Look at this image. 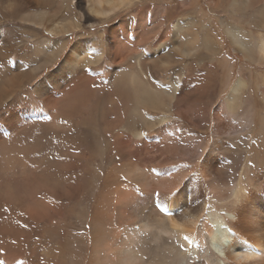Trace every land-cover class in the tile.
Wrapping results in <instances>:
<instances>
[{
    "label": "bare ground",
    "instance_id": "obj_1",
    "mask_svg": "<svg viewBox=\"0 0 264 264\" xmlns=\"http://www.w3.org/2000/svg\"><path fill=\"white\" fill-rule=\"evenodd\" d=\"M172 1L0 0L2 264H85L89 250L95 264H264V110L255 96L264 99V79L253 85L242 69L234 78L235 61L201 0ZM207 1L238 59L264 71V0ZM124 11L120 28L99 31L103 49L89 46L94 37L72 46L61 37ZM8 21L17 25L9 37ZM29 38L31 53L11 61ZM201 56L225 76L221 102L193 83ZM106 59L115 65L107 79L95 69ZM32 83L39 104L17 101ZM190 127L198 139H188ZM156 130L159 141L150 137ZM113 149L119 159L110 170L135 190L117 180L103 202L94 193L98 223L107 217L119 227L94 235L90 249L68 218L101 184L93 160ZM90 207L80 219L90 220Z\"/></svg>",
    "mask_w": 264,
    "mask_h": 264
},
{
    "label": "rangeland",
    "instance_id": "obj_2",
    "mask_svg": "<svg viewBox=\"0 0 264 264\" xmlns=\"http://www.w3.org/2000/svg\"><path fill=\"white\" fill-rule=\"evenodd\" d=\"M149 1L152 2V3H157L158 1L159 2H162V1L169 2L170 0H149ZM175 2H178V0H173L171 3H175ZM201 5H202V7L205 8V10L208 13V17L212 20V23L215 25V28H217V30H218L217 31L218 36L221 38V41L223 42V45H224L223 54H225V52H226L235 61V68L233 70L234 78L239 76L240 70L242 69L243 71L246 72L248 77L249 76L251 77L253 85L259 86V84L264 79V71H262V68H259V67L256 68V66H255L256 64H252L249 61H240L238 59V57L234 53V50H233L234 48L230 44V41H229L228 37L226 36L225 32L223 31V28H222L221 24L219 23L218 18L214 14L215 12L213 13V11L211 9L212 7L209 6L208 1L207 0H201ZM128 11L130 12L131 9L128 10ZM124 15H125V11L123 13H121L120 15L110 19L109 21H106L104 23L102 22V25H100L99 22H98V23H96L97 24L96 27H94V28H86L85 29V33L83 35H79V33L77 31H75V32L71 33L70 35L66 34V35H63L61 37H62V39H64V38H67L69 36L70 37V45L71 46L74 43H76V41L79 40V39H86V38L94 37L95 40H96L95 43L94 42H92V43L90 42L89 46H92L95 50H98V49L100 50L101 48L103 49V47L101 46V43H100L101 40L100 41L98 40L99 31L102 30V29H104L105 31L106 30L108 31L110 27H119L120 26L119 25V21L122 19V17H124ZM221 16H224V15L221 14ZM8 22H9L8 25H10V26H8V28L6 30H4V34L9 37V36L14 35V33H17L15 31V28H16L17 25H16L15 22H10V21H8ZM21 24L24 25V23H21ZM42 34H43V36L47 35L45 31H42ZM24 38H22V39H24ZM31 38H34V36L31 37ZM24 43H26V44H24V50L25 51L19 49L11 57V61H16V60L22 58L28 52L31 53V48H32V45L34 44V41L29 38L27 41H24ZM94 44H95V46H94ZM150 48H151V45H150ZM222 56L223 55H222V52H221L219 55L217 54V55L214 56V60L216 59L215 61H218L219 58L222 57ZM185 60H187V59H185ZM214 60L210 56H201L199 58L198 65H197V75L198 76L200 75L201 77L197 76L198 80L197 81H193V83H196V85H199L200 88L208 87L206 89L210 90V93L207 92L209 94V96L212 99L216 100L217 102H221L224 99V96H225V91H223L226 88V86H225V76H224L223 72H220V71L215 73L214 67L217 66L218 63H215ZM5 62L6 61L1 63L0 66L3 67L5 65ZM112 66H115V65L113 63H111L108 59H106V61H104L103 64H101L98 67H95V69H99V70H101V72H104L103 74L105 75V78L107 79L110 76L109 70H110V67H112ZM55 67H56V65H49L44 70L40 71V73L38 74L39 76H37L38 77L37 80H42L48 74V72L53 70ZM249 67H251V68H249ZM172 71H173V69H170L167 72L171 73ZM203 76H205V78ZM161 77L163 78V80L165 79L164 81L167 80L166 79L167 76L165 77V74L162 75ZM36 81L33 82V83H36ZM33 83L30 84V85H27L26 88L22 92H20L19 96L17 97V101L20 100L21 102H23L26 99V100H30L31 101V105H36V104L38 105L39 104L37 102H39L40 100L37 99L36 96L33 93V91H34V88L32 86V85H34ZM256 90H258V89H256ZM215 92H216V94H215ZM255 96H256V107H257V110H258V112H261V111L264 110L263 93L260 90L255 91ZM31 97L34 98V99H31ZM116 98L119 99L120 97L117 96ZM108 103H109L108 100L104 99V103H103L104 107L106 106V108H107L108 107ZM20 106H22V105H20ZM3 111H4V108L2 109V112ZM121 113H122V111H121ZM176 120L179 121V120H181V118L180 117H178V118L176 117ZM75 126L77 127V124ZM187 131L189 133V137H188L189 140L190 139H198V137L196 135H199L201 133V132L194 131L191 127ZM254 134H255L254 137L257 136V131H255ZM150 135H151L150 136L151 139H154V141L161 140L160 130L152 131L150 133ZM207 135H208L207 140L208 141L212 140L213 132L211 130L209 131V133ZM106 140L112 141V135L111 134L108 135L106 137ZM102 145H103V141H101L100 147ZM254 151H256V150L254 149ZM145 153L149 156L148 150H146ZM227 158H229L230 160H233V158L231 156H229V154H227ZM118 159H119V157L117 155V152L113 149L112 151H109V152L107 151L103 158L98 157L97 159L95 158V160H93V165L95 167H97V168H101V181H100L101 184L99 185V188L95 189V190L92 188L93 184H91L89 186V188L86 191L87 194H83V199H84L83 204L80 206V208H78V206H75L74 213H72V215L68 218V226L72 230V233L73 234L74 233L78 234L83 239H85L87 237L86 239L89 241L90 249H91V245H92V242H93L94 235H96L97 233H101L104 237H107L108 234H109L108 229H111V231H113L115 233V231L117 232V230H118L117 228L119 227L118 224H117V221H115V219H111L110 218V221H109L107 217L105 219L102 218L103 221L101 223H98V220H96L97 216L100 214V213H98V211L100 209H102V208H101V204H98V201L100 199L97 201V199L94 198L95 197L94 193L96 194L97 191L101 192V195H102L101 200H102V202H103V197L107 193L110 192L111 194H109V195L110 196L113 195V191L118 186L117 185V180H118V182H120L121 185L126 183V186H130L132 184L131 181H129V180L126 181V179L124 178L123 174H121L122 175L121 176L120 174L114 173V172H112L110 170L111 164L113 162L118 161ZM240 159H241L242 162H246V157L245 156H242ZM91 162H92V160H91ZM241 170H242V165L241 166L239 165L237 167L231 168L230 172L232 174H234L233 175V177H234L233 178V182H238L239 181V176H240ZM95 178H96L95 176L92 177V179H95ZM128 184H130V185H128ZM94 186L96 188V185H94ZM130 188L132 190H135V186L131 185ZM208 196H209L208 194H205L206 198H208ZM102 202H100V203H102ZM89 205L92 207V208L90 207V210H92V217L90 218V220H85V219L83 220V218L80 219L79 218V216H80L79 209H81V207H88ZM76 209H78V210L76 211ZM85 226L87 228V230H86L87 234L83 232V228ZM212 251L216 254L215 250H212ZM88 255L89 256L87 258V263H85V264H95L93 250H89ZM68 259H69L68 264H75V263L78 264L79 263L78 262L79 259H77V258L68 257Z\"/></svg>",
    "mask_w": 264,
    "mask_h": 264
},
{
    "label": "snow or ice",
    "instance_id": "obj_3",
    "mask_svg": "<svg viewBox=\"0 0 264 264\" xmlns=\"http://www.w3.org/2000/svg\"><path fill=\"white\" fill-rule=\"evenodd\" d=\"M0 264H2V262H0Z\"/></svg>",
    "mask_w": 264,
    "mask_h": 264
}]
</instances>
